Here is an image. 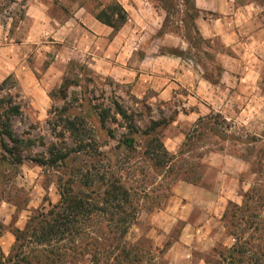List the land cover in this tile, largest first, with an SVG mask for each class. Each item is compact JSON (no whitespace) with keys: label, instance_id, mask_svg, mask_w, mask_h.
<instances>
[{"label":"rangeland","instance_id":"rangeland-1","mask_svg":"<svg viewBox=\"0 0 264 264\" xmlns=\"http://www.w3.org/2000/svg\"><path fill=\"white\" fill-rule=\"evenodd\" d=\"M13 1L0 0V46H20L30 28L24 1ZM113 1L126 12V22L117 32L104 29L100 58L105 56V43L116 34L118 46L137 48L139 55L180 59L199 67L205 78L218 80L220 68L213 58L224 50L198 34L192 0L48 3L50 13L63 18L79 7L97 13ZM28 45L0 55V64L7 66V57L14 54L17 62L32 69L48 68L51 59L40 57ZM89 63L88 55L79 54L61 63L57 81L49 74L40 88L27 83L26 91L12 73L0 91V99L12 96L20 106L11 128L15 137L32 141L31 156L47 160L53 154H70L54 165L41 167L25 159L12 166L1 161L6 155L0 150L4 257L14 231L23 229L31 217L54 211L62 189L83 205L97 206V211L78 217L75 228L80 234L74 242L56 243L64 254L60 264H264V64L256 67L257 78L246 89L247 103L251 101L255 110L242 113V101L235 98L231 109L188 120L182 114L176 118L179 108L187 109L181 96L185 90L169 102L152 100L150 93L139 97L131 85L114 82ZM0 73L6 74L2 69ZM35 75L39 79L44 74ZM114 102L133 117L137 134L128 133ZM100 110L108 114L105 124ZM162 120L169 124L144 135L152 122ZM179 134L181 141L176 140ZM77 138L87 146L79 153L75 151L82 144ZM153 140L168 152L165 158L148 154ZM113 180L120 181L131 198L124 223L116 227L120 218L111 219L101 204L106 182ZM244 242L248 252L239 257L234 247Z\"/></svg>","mask_w":264,"mask_h":264},{"label":"crops","instance_id":"crops-1","mask_svg":"<svg viewBox=\"0 0 264 264\" xmlns=\"http://www.w3.org/2000/svg\"><path fill=\"white\" fill-rule=\"evenodd\" d=\"M14 1H24L25 18L30 28L20 46H0V55L16 52L19 47L29 44V48L40 57L50 58L51 65L37 71L26 63L17 62L14 54L10 55L7 66L0 64V69L6 72L0 73V84L13 73L25 91L27 83L40 88L41 84L44 85L43 77L49 79V74H54L57 81L61 63L65 65L82 54L90 57L89 66L94 71L116 83L131 85L136 96L150 93L152 100L169 102L174 95L179 96L178 91L185 90L186 95L181 96L186 101L182 105L187 109L183 111L179 108L176 118L182 114L185 119L196 120L211 111H226V108L231 109L235 98L242 101V113L255 110L251 101L247 103L249 97L246 95L249 94L246 89L249 82L257 78L256 67L264 64V0H192L198 12L195 19L198 34L204 41H216L224 50L213 58L220 68L215 83L206 79L199 67L195 68L180 59L139 55L137 48L127 50V46H118L116 34H112L105 43V56L100 58L99 43L104 40L102 35L106 26L97 22L92 13L83 7L60 18L50 13L48 0ZM55 45L57 47L54 48ZM43 49L44 52H41ZM35 72L44 75L38 79ZM177 123L172 122L173 125ZM176 140H182L181 134Z\"/></svg>","mask_w":264,"mask_h":264},{"label":"trees","instance_id":"trees-1","mask_svg":"<svg viewBox=\"0 0 264 264\" xmlns=\"http://www.w3.org/2000/svg\"><path fill=\"white\" fill-rule=\"evenodd\" d=\"M92 15L97 22L112 29L114 32L119 31L126 22V12L114 1ZM206 79L213 83L216 82L211 80V78L206 77ZM8 80L9 77L1 82L0 91L3 90V86ZM65 83L66 81H64L62 87L66 86ZM113 105L116 115L123 120L128 133L137 134L133 117L116 102ZM20 114V106L14 102L12 96L8 95L0 99V150L6 155L1 158L2 162L8 161L12 166H19L26 159L44 167L63 162L70 156L69 153L52 155L51 152L49 154L52 156L47 160L44 157L31 156L30 153L34 147L32 141H24L15 137L11 128L12 119L19 117ZM107 115L105 110L99 111V118L102 124H105ZM168 124L169 121L166 122L165 120L152 122L144 135L148 136L160 126H167ZM70 129L74 130L73 126ZM76 141H78L79 145L82 144L81 138H77ZM153 143L155 145L150 144L146 149L148 154L151 157L160 156L165 158L168 152L164 150L163 145L154 140ZM125 146L127 148L131 147L130 144H125ZM86 147L85 144H82L75 152H82ZM24 154L25 156H23ZM59 195L60 201L53 207L54 211L51 210L46 215L41 214V216L31 217L23 229L14 231V243L6 257H4L0 249V264H60L62 262L64 254L59 253V249L55 248L56 243L67 239L70 242H74L75 237L80 234L75 228L79 224L78 217H84L85 213L91 210L97 211V206L83 205L84 202L68 190L64 191L61 189ZM103 196L105 199L102 200L101 204L107 207L105 213H108L111 219L119 217V221L114 225L115 227L121 226L124 223L122 217L125 215L126 208H129V200L131 199L128 190L120 181H107ZM33 244L39 248H35ZM247 245L248 243L244 242L240 247H234L239 257H243L248 252Z\"/></svg>","mask_w":264,"mask_h":264}]
</instances>
